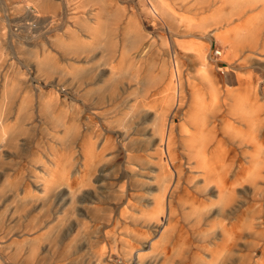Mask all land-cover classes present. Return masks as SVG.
Masks as SVG:
<instances>
[{"label": "bare ground", "instance_id": "1", "mask_svg": "<svg viewBox=\"0 0 264 264\" xmlns=\"http://www.w3.org/2000/svg\"><path fill=\"white\" fill-rule=\"evenodd\" d=\"M144 2L153 20L158 14L173 20L165 25L167 35L161 37L168 67L163 62L157 77L165 88L159 91L161 104L152 109V128L150 132L138 133L139 129L134 131L133 126L126 125L119 134H109L110 121L105 119L102 123L105 128L96 134L91 135L94 124L89 127L87 144L80 157L73 151L63 164L51 154L54 163L50 166L36 159L42 164V174L33 184L38 181L42 193L35 197L43 207L57 202L55 209L53 206L40 219V224L45 221L50 224L44 226L43 235L56 242L64 240L72 226L77 229L90 226L94 228L92 232L104 228L106 219L99 224L97 212L91 210L105 206L100 203L102 199L111 198L112 226L118 232L112 236L113 247L93 253L97 264L106 263L112 256L122 264H264V85L260 86V81L251 77L252 70L246 68L264 60V36H261L264 0H194L188 13L180 16L169 8L166 0ZM50 7L54 9L51 0H25L16 4L14 10L15 14L36 16ZM92 20L89 24L82 23L90 39L97 36L102 25L97 13ZM51 22L53 29H58L61 22L57 11ZM8 31L11 27L0 18V39ZM65 31L70 36L69 45L73 44L76 50L77 34L69 25ZM54 36V45L62 48L60 33ZM212 41L223 47L219 58L225 61V70L242 69L249 78L236 75V87L221 84L216 70L224 67L213 64L209 52ZM150 45L144 46L142 52ZM27 50L36 57L37 67L46 66V55L41 58L30 48L26 49L28 53ZM120 56L123 62L126 57ZM2 58L5 55L0 44ZM181 59L194 62L195 67L194 75L184 80ZM104 64L111 78L115 77L118 73L115 65ZM23 73L20 69L16 71L18 76ZM87 76L93 78L92 74ZM6 79L4 94L10 81L9 77ZM56 82L65 85L67 80L63 77ZM116 88L117 85L111 84L109 93L113 95ZM53 94L57 96L55 90ZM77 109L71 105L70 112L79 114ZM143 111L149 112L146 108ZM63 114L49 118L53 127L66 131L70 150L67 123H76L78 115ZM14 116L17 122L31 117ZM142 117L137 115V120ZM5 121L8 115L0 117V174L5 173L3 164L7 162L2 161L7 135ZM19 134L7 137L5 145L11 150L20 149ZM111 145L114 149L107 151ZM44 154L49 161L50 154ZM115 158L114 168L109 169V161ZM64 198L68 211L62 209L66 204ZM104 235L107 236L106 232Z\"/></svg>", "mask_w": 264, "mask_h": 264}, {"label": "rangeland", "instance_id": "2", "mask_svg": "<svg viewBox=\"0 0 264 264\" xmlns=\"http://www.w3.org/2000/svg\"><path fill=\"white\" fill-rule=\"evenodd\" d=\"M24 1L0 0V18L11 27V31L0 39L1 51L5 55V59L0 60V117L4 115L6 118L8 115V121H5L6 139L9 135L20 133L17 138L20 149L11 150L5 145L6 139L4 141L2 161L7 162L3 164L5 173L0 174V260L2 264H97L93 253L113 247L112 236L115 231L118 232L112 226L113 217L109 209L113 200L110 196L109 200L102 199L100 203L105 206L91 210L93 213L97 212L96 222L99 224L106 219L104 228H97L92 232L94 228L90 226L84 229L72 226L64 240H49L50 237L44 236L43 231L46 229L44 226L50 224L46 221L40 224V219L45 218L47 210L53 206L54 210L57 202L43 207L35 197V194L42 193L39 182L33 184L34 180H39L38 175L42 174V164L38 160L41 159L50 166L54 163L51 161V154L63 164L73 151L80 157L89 137V127L94 124L91 135L96 134L99 129L105 128L102 124L105 119L110 121L107 130L109 134H119L118 131L126 125L133 126L134 131L139 129L138 133L150 132L154 115L152 109L161 104L159 91L165 88V85H161L162 81L159 82L160 78H157L163 62L168 61L161 37L162 34L167 35L165 25L173 20L159 14L153 20L144 0H51L53 10L50 7L45 12L39 11L36 16L15 14L17 12L14 6ZM166 1L169 8L179 16L188 13L194 6V0ZM55 11L59 13L61 22L58 29H53L51 25V16ZM96 13L102 25L98 28L96 39H90L88 32L82 29V23L94 22L92 18ZM156 22L162 24H155ZM67 25L74 30L75 36L77 34L76 40L79 43L77 42L76 50L73 44L69 45L70 36L65 31ZM56 32L63 39V47L60 49L54 45ZM261 36H264V30ZM167 42L169 47L170 41ZM150 43L149 49L142 52L144 46ZM22 45L35 51L33 54L41 58L46 55V66L37 67L36 57L30 56L29 51L26 52L29 48ZM23 47L26 49L23 50ZM170 48L172 51V42ZM209 52L213 64L218 63L225 70L226 63L219 58L223 54L220 42L212 41ZM122 54L127 59H123V62L120 56ZM169 60H172V56ZM182 61L181 76L184 80L194 75L195 67L194 62L188 59ZM263 61H258L251 69V65L246 67L252 70L251 77H256L260 86L264 85ZM104 63L115 65L114 70L118 72L115 77L111 78ZM26 65L29 69L25 68ZM166 65L168 67L167 63ZM17 69L25 74L16 75ZM223 70H216L221 77V84L236 87V75L249 78L242 69L238 72L243 74L233 68ZM89 74L93 78H88ZM7 77L10 81L4 94ZM63 77L69 85L67 82L65 85L57 84L56 80ZM111 84L117 85L113 95L109 93ZM54 90L57 96L53 94ZM71 105L79 109V114L70 112ZM145 108L149 110L146 114L143 111ZM62 114L78 115L76 123H67V132L71 135L70 150H67L66 131L62 127H53L54 122L49 118V115H53L56 119ZM14 115L31 117L17 122ZM137 115L148 116L137 120ZM133 117L135 118L130 120ZM120 138L118 135V139ZM97 146L95 144V148ZM112 146L107 151L113 150ZM45 152L50 154L49 161L44 157ZM114 161L116 158L109 161V169L114 168ZM81 162L82 160L79 161ZM34 185L37 187L34 188ZM26 195L28 199H24ZM64 200L66 204L62 209L68 211L67 198ZM59 204L62 206V203ZM37 221L39 223L35 224ZM114 248L118 250L116 246ZM104 264L122 263L112 256Z\"/></svg>", "mask_w": 264, "mask_h": 264}, {"label": "built area", "instance_id": "3", "mask_svg": "<svg viewBox=\"0 0 264 264\" xmlns=\"http://www.w3.org/2000/svg\"><path fill=\"white\" fill-rule=\"evenodd\" d=\"M219 52H216V54H218ZM219 55V54H218Z\"/></svg>", "mask_w": 264, "mask_h": 264}]
</instances>
